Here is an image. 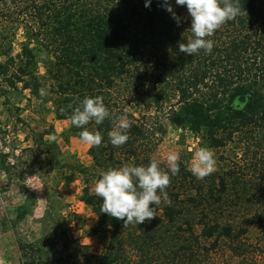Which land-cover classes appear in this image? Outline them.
Wrapping results in <instances>:
<instances>
[{"label": "trees", "instance_id": "trees-1", "mask_svg": "<svg viewBox=\"0 0 264 264\" xmlns=\"http://www.w3.org/2000/svg\"><path fill=\"white\" fill-rule=\"evenodd\" d=\"M218 2L223 6L224 0ZM169 3L181 18L179 26L163 0H151L147 8L145 0H0L1 85L41 100L39 53L46 56L42 64L53 85L55 118L70 123L72 137L79 140L83 129L74 127L70 116L86 96L103 97L113 117L127 116L128 140L120 147L109 142L112 119L84 126L103 137L87 150L96 180L110 168L155 160L150 152L164 132L160 116L213 150L238 141L256 158L264 148V0L263 8L257 0H236L240 14L205 37L212 50L192 56L179 49L193 38L190 15L174 0ZM19 33L24 41L13 55ZM42 142L40 136L33 143ZM178 163L179 172L169 173L167 199L162 196L156 216L139 225L102 213V199L84 178L79 200L96 217L94 232L108 235L103 251L92 255L58 235L46 214L38 239L18 241L20 264H215L213 253L222 243L243 263L250 250L247 227L263 225L264 215L239 226L225 220L228 197L241 179L233 169L200 179ZM258 178L264 185V166ZM25 215L21 209L17 220Z\"/></svg>", "mask_w": 264, "mask_h": 264}, {"label": "rangeland", "instance_id": "rangeland-1", "mask_svg": "<svg viewBox=\"0 0 264 264\" xmlns=\"http://www.w3.org/2000/svg\"><path fill=\"white\" fill-rule=\"evenodd\" d=\"M257 4L263 8V0ZM23 41L19 33L12 43L13 55L20 52ZM37 59L43 84L41 100L20 88L9 90L0 82V259L7 264H20L18 241L38 239L46 214L51 229L86 246L92 255L100 254L108 241L107 234L94 232L96 217L79 200L84 178L95 194L97 180L87 155L89 146L71 136L68 121L55 118L53 85L45 77L42 64L46 56L38 53ZM158 119L164 132L157 136L151 157L168 167L167 156L178 153L179 161L191 171L195 152L209 147L200 136L179 129L164 116ZM40 136L43 142L34 145ZM52 136L56 139H50ZM211 150L216 160L213 172L233 169L241 179L240 187L228 197L225 220L239 226L254 215H264V185L258 178V169L264 166V148L258 150L256 158L238 141ZM21 209L26 215L18 221ZM245 240L250 250L240 264H264V224L247 227ZM213 259L215 264H238L225 243L213 253Z\"/></svg>", "mask_w": 264, "mask_h": 264}, {"label": "clouds", "instance_id": "clouds-1", "mask_svg": "<svg viewBox=\"0 0 264 264\" xmlns=\"http://www.w3.org/2000/svg\"><path fill=\"white\" fill-rule=\"evenodd\" d=\"M174 2L177 6L186 7L191 18L189 31L193 38L179 45L180 51L188 56L196 54L201 49L210 52L213 42L205 37L212 36L216 29L225 22L235 19L241 11L236 0H224L223 6L218 0H174ZM150 3L151 0H145L144 6L147 8ZM163 6L179 26L181 18L175 14L169 0H163ZM106 118L112 119L113 124L108 132L109 142L114 147L124 145L128 140L127 129L130 127V122L125 115L113 117L101 96L84 97L74 108L70 121L74 127L83 129L78 134L81 143L99 146L103 140L101 132H90L84 126L90 121H94L95 125H101ZM50 139L55 140L56 137L52 136ZM179 159L178 153L167 156L168 171L162 170L158 161L152 160L147 166L124 164L102 172L94 186L95 194L103 201L102 213L122 220L124 225L133 223L139 225L146 220H152L157 214L161 197L167 199L169 173L175 176L180 170ZM215 165L216 160L212 150L200 148L194 154L191 172L197 178L203 179L214 171ZM0 264L7 262L0 259Z\"/></svg>", "mask_w": 264, "mask_h": 264}]
</instances>
